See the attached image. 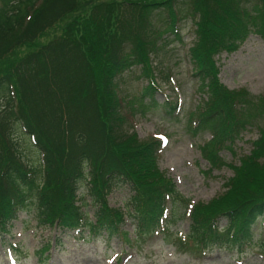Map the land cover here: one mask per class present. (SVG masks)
<instances>
[{
	"label": "trees",
	"instance_id": "16d2710c",
	"mask_svg": "<svg viewBox=\"0 0 264 264\" xmlns=\"http://www.w3.org/2000/svg\"><path fill=\"white\" fill-rule=\"evenodd\" d=\"M185 1L0 0V96L6 98L0 110L1 233L19 212L35 209L40 225L87 230L88 238L119 236L127 246L168 234V205L180 195L158 168L160 139L139 142L135 132H124L127 118H120L119 107L125 95L118 82L139 67L148 85L123 104L130 114L156 108L154 42L164 32L166 40H180L183 14L191 15L193 76L207 97L190 115L188 129L210 134L200 152L214 167L221 163L219 152L234 147L249 125L242 98L247 92L220 83L214 56L233 52L252 32L264 39V0H191L187 13ZM157 13L165 14L163 27L156 26ZM163 107L173 117L177 103L167 99ZM16 130L38 153L39 167L23 160ZM258 131L239 164H230L234 173L223 194L192 206L188 232L178 241L185 250L242 253L255 247L264 253V125ZM83 182L96 206L93 220L75 205ZM118 185L130 188V213L108 204ZM127 214L134 238L121 227Z\"/></svg>",
	"mask_w": 264,
	"mask_h": 264
},
{
	"label": "rangeland",
	"instance_id": "374dc122",
	"mask_svg": "<svg viewBox=\"0 0 264 264\" xmlns=\"http://www.w3.org/2000/svg\"><path fill=\"white\" fill-rule=\"evenodd\" d=\"M189 1L181 4L185 13L189 10ZM164 17V13L159 14L156 26H164ZM195 21L191 15L183 14L180 40H166L168 32H164L154 42L153 78L160 86L158 93H155L158 104L156 108L142 113L131 107L135 113L130 114L123 104L133 101L134 96L140 97L144 86L148 85V79L139 67H133L139 70L132 69L123 73L118 82L120 93L125 95V101L119 107L120 118H127L122 124L124 132H135L139 142L149 141L155 136L162 140L158 168L175 182L180 195L176 205H171V208L168 205V234L156 236L148 244L136 241L127 246L119 236L111 240L103 236L88 238L87 230L81 234L58 226L40 225L33 207L34 210L19 212L6 234L0 232V264H264V253L255 247L242 253L217 247L205 253H193L178 243L188 232L191 207L206 204L223 194L227 180L234 173V167L230 164H239L238 159L248 153L252 147L251 141L258 137V130L264 125V39L252 32L233 52L220 51L214 56L220 81L230 89L247 92L242 98L246 102L245 119L249 125L237 140L235 148L226 147L219 152L217 158L221 159V163L217 162L214 167H210L206 156L201 155V147L203 151V143L210 134L193 135L188 129L190 115L201 110L203 94H206L199 89V83L193 76L194 69L189 55V47L195 39ZM167 99L177 102L173 117L167 116L164 111L163 105ZM5 100L0 96V110ZM15 132L13 136L21 145L19 150L23 160L39 167L41 158L30 146L23 131ZM130 195L129 186L124 185L110 191L107 201L112 207L130 213L126 206ZM89 201L87 185L80 183L75 205H80V211L86 212L89 220H93L96 206ZM169 201L172 202L171 199ZM220 225H226L225 219H221ZM121 227L134 238V220L131 216H124ZM259 231L257 224L255 237ZM46 245V252L40 254Z\"/></svg>",
	"mask_w": 264,
	"mask_h": 264
},
{
	"label": "bare ground",
	"instance_id": "6f19581e",
	"mask_svg": "<svg viewBox=\"0 0 264 264\" xmlns=\"http://www.w3.org/2000/svg\"><path fill=\"white\" fill-rule=\"evenodd\" d=\"M132 69H138V68H132ZM132 69H131L130 71H132ZM138 70H139V69H138ZM130 71H129V72H130ZM194 78H195V79H196V81L199 83L198 79H197L196 77H194ZM218 79H219V81H220V78H219V76H218ZM220 83H222V82L220 81ZM222 84H223V83H222ZM203 96H204V98H203V100H202V101H205V100H206V97H207V95H206V94H203ZM200 104H201V103H200ZM117 187H120V186L118 185V186L114 187V188H113V190H114L115 188H117ZM111 191H112V190H111ZM89 202H90V201H89ZM89 202H88V203H89ZM88 203H87V204H88ZM127 203H128V199H127L126 205H127ZM87 204H86V205H87ZM91 204H92V203H91ZM82 205H83V204H82ZM126 212H127V211H126ZM127 215H129V214H127ZM125 216H126V215H125ZM129 216H130V215H129Z\"/></svg>",
	"mask_w": 264,
	"mask_h": 264
}]
</instances>
